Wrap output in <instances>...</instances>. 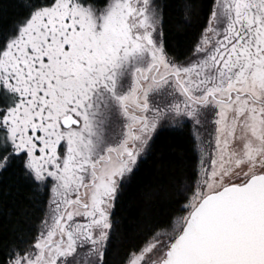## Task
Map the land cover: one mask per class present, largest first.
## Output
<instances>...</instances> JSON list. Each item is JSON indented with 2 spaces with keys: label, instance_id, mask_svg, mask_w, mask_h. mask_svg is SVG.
Here are the masks:
<instances>
[{
  "label": "snow or ice",
  "instance_id": "obj_1",
  "mask_svg": "<svg viewBox=\"0 0 264 264\" xmlns=\"http://www.w3.org/2000/svg\"><path fill=\"white\" fill-rule=\"evenodd\" d=\"M0 30V177L46 196L0 264H109L115 207L168 128L194 162L122 264H264V0H209L183 53L158 0H22Z\"/></svg>",
  "mask_w": 264,
  "mask_h": 264
},
{
  "label": "trees",
  "instance_id": "obj_2",
  "mask_svg": "<svg viewBox=\"0 0 264 264\" xmlns=\"http://www.w3.org/2000/svg\"><path fill=\"white\" fill-rule=\"evenodd\" d=\"M162 9V33L166 47L183 53L195 38L197 25L184 23L189 13L188 0H158ZM203 17L209 0H191ZM22 0H0V30L9 27L22 11ZM194 162L193 139L190 128L165 129L156 138L153 150L142 163L124 189L115 207L114 231L107 259L109 264H122L127 249L136 241L144 227L160 219L169 209L172 186L191 170ZM45 195L37 193L27 184H16L9 177H0V260L5 245L16 237L30 239L41 216Z\"/></svg>",
  "mask_w": 264,
  "mask_h": 264
}]
</instances>
